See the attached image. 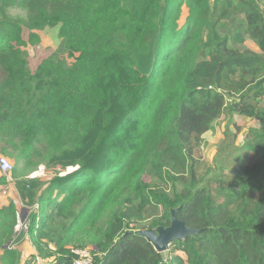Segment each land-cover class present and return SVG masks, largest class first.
I'll list each match as a JSON object with an SVG mask.
<instances>
[{
	"label": "trees",
	"instance_id": "16d2710c",
	"mask_svg": "<svg viewBox=\"0 0 264 264\" xmlns=\"http://www.w3.org/2000/svg\"><path fill=\"white\" fill-rule=\"evenodd\" d=\"M262 2L0 0V150L16 178L41 163L78 166L20 184L22 230L42 258L73 264L89 249L93 264H264ZM47 28L59 47L33 71L23 48ZM245 34L260 53L235 46ZM227 100L259 120L248 144L259 160L220 180L219 200L194 151ZM172 209L201 232L166 257L136 231L169 226ZM19 215L13 200L0 208V264H23Z\"/></svg>",
	"mask_w": 264,
	"mask_h": 264
},
{
	"label": "rangeland",
	"instance_id": "374dc122",
	"mask_svg": "<svg viewBox=\"0 0 264 264\" xmlns=\"http://www.w3.org/2000/svg\"><path fill=\"white\" fill-rule=\"evenodd\" d=\"M262 7L264 9V2H262ZM188 12V8L184 6L182 16L179 21L181 26L184 25ZM7 13L12 17H22L25 14L22 9H12ZM236 18L238 20L240 18H244V16L241 15ZM57 32V28H47L44 31L39 32L40 38L36 41L27 40L28 44L23 49L33 71L44 58L50 56L58 50L60 40L57 37ZM245 36V44L235 46L240 50L248 49L260 53L261 50L258 45L253 42L247 34H245ZM0 75L2 76L1 72ZM232 103L233 102L231 100H227V109H225L224 113L220 117L214 120L212 128L202 136L201 144L196 147L194 151V155L197 159L196 161H198L196 166L198 178H200L203 185H206L211 189V193L216 195L219 200H223V197L218 194L220 180L230 181L233 177L235 169L241 163L253 164L259 160V156L254 150L252 151L251 148H249L248 144L252 142V133L255 129L260 127V122L254 117L232 113L230 111ZM263 104L264 100L262 101V105ZM7 157L15 164L14 159L9 156ZM18 166L19 173L26 168L25 162L19 163ZM77 168L78 166L68 167L66 171H64L61 170V167H50L45 163H41L38 167L39 174L36 177L30 178V173L27 177L16 178L12 174L13 180H7V182L0 187V201L3 199L5 202H8V204L12 200L17 201L14 199L13 195L14 193L15 195L18 193L20 197L22 196L21 194H23V192L20 189V184H24L25 181L23 180L25 179L27 181L34 179L48 181L58 170H61L62 174H65L66 172L73 171ZM145 179L147 181L150 180L148 176H145ZM178 185L181 186L180 183H178ZM15 198H17V196ZM22 201L24 200L22 199ZM24 202L28 203L26 200ZM7 205L0 206L5 207ZM20 213L22 215L21 210ZM162 214H164V211L161 208L160 210L153 209V212L149 210L146 216H149L150 221ZM22 218L23 217L21 216V223H25V221H22ZM17 229L19 233L21 232L19 237L22 236L19 248L22 252V259L24 261L23 264H50L53 258H42V256L38 254L25 230H22L23 228L21 226ZM31 248L34 249V253L30 252ZM169 249L171 250V248ZM170 250L163 252L166 257L168 256ZM177 254L182 255L186 259V254L183 251H177Z\"/></svg>",
	"mask_w": 264,
	"mask_h": 264
},
{
	"label": "water",
	"instance_id": "95a60500",
	"mask_svg": "<svg viewBox=\"0 0 264 264\" xmlns=\"http://www.w3.org/2000/svg\"><path fill=\"white\" fill-rule=\"evenodd\" d=\"M178 210L179 209L171 210V224L169 226L140 229L136 231V233L146 237L161 253L168 251L171 243L175 240L183 241L191 235L199 234L201 232L200 229L188 226L185 221L177 217L176 212ZM25 216L26 213L22 212V221H25Z\"/></svg>",
	"mask_w": 264,
	"mask_h": 264
},
{
	"label": "built area",
	"instance_id": "2783aa9c",
	"mask_svg": "<svg viewBox=\"0 0 264 264\" xmlns=\"http://www.w3.org/2000/svg\"><path fill=\"white\" fill-rule=\"evenodd\" d=\"M15 164L11 159H9L6 155H4L0 150V174L5 176L8 181L13 180V170H14ZM39 171L38 169L33 171L29 177H36L38 176ZM21 215H19V226H21L23 229H27V224L21 223L20 221ZM78 257L75 259L73 264H93L94 255L89 249H78L75 250Z\"/></svg>",
	"mask_w": 264,
	"mask_h": 264
},
{
	"label": "crops",
	"instance_id": "0c3cea01",
	"mask_svg": "<svg viewBox=\"0 0 264 264\" xmlns=\"http://www.w3.org/2000/svg\"><path fill=\"white\" fill-rule=\"evenodd\" d=\"M13 196H14V199L17 200L15 202H16L19 210H21L22 212L26 213L25 217H27L28 214L30 213V209L28 207V203H25L24 201H22V199H21L20 195H18V193H16V195L14 193ZM16 196H17V198H15ZM0 203H1L0 205H3V206L8 204V202H5L3 199L0 201ZM3 206H0V208H2ZM30 252L34 253L35 251H34V249L31 248Z\"/></svg>",
	"mask_w": 264,
	"mask_h": 264
},
{
	"label": "clouds",
	"instance_id": "9594fccd",
	"mask_svg": "<svg viewBox=\"0 0 264 264\" xmlns=\"http://www.w3.org/2000/svg\"><path fill=\"white\" fill-rule=\"evenodd\" d=\"M75 170V169H74ZM21 214V213H20ZM22 216V215H21Z\"/></svg>",
	"mask_w": 264,
	"mask_h": 264
}]
</instances>
